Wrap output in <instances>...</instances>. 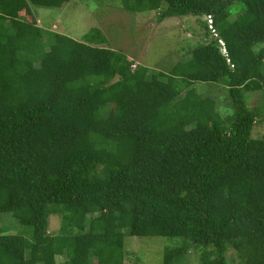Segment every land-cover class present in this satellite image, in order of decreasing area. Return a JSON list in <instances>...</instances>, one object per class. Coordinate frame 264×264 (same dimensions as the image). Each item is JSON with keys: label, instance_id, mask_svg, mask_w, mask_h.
Returning <instances> with one entry per match:
<instances>
[{"label": "trees", "instance_id": "trees-1", "mask_svg": "<svg viewBox=\"0 0 264 264\" xmlns=\"http://www.w3.org/2000/svg\"><path fill=\"white\" fill-rule=\"evenodd\" d=\"M68 1L0 0V215L24 226L0 224V264H125L128 235L181 237L163 264L192 248L201 264H264V110L247 98L264 103V0H124L204 28L153 73L37 23L33 5ZM196 82L226 83L234 112Z\"/></svg>", "mask_w": 264, "mask_h": 264}, {"label": "rangeland", "instance_id": "rangeland-1", "mask_svg": "<svg viewBox=\"0 0 264 264\" xmlns=\"http://www.w3.org/2000/svg\"><path fill=\"white\" fill-rule=\"evenodd\" d=\"M32 11L42 27L91 44L102 41L99 45L128 54L137 64L149 67L152 73L168 71L178 62L188 60L187 46L206 41L204 28L196 16H172L158 21L157 10L131 11L125 8L124 0H70L62 6L33 5ZM230 11L228 20L234 21L246 8L237 1L230 6ZM195 87L202 95L214 98L225 119L234 112L226 83L196 82ZM262 95L260 90L251 91L247 94L248 104L264 110ZM263 134L264 117L256 124L253 136ZM61 223L62 216L52 214L50 231L57 233ZM0 224L7 234L24 231V226L8 211L1 213ZM182 242L181 237L125 236V264H163L166 249ZM230 255L236 258L233 250ZM198 259L199 254L192 248L177 264H201Z\"/></svg>", "mask_w": 264, "mask_h": 264}]
</instances>
